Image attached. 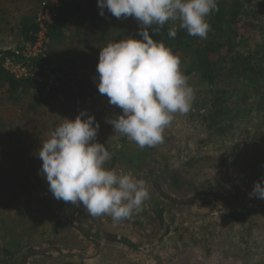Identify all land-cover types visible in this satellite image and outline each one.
I'll list each match as a JSON object with an SVG mask.
<instances>
[{"label":"rangeland","instance_id":"rangeland-1","mask_svg":"<svg viewBox=\"0 0 264 264\" xmlns=\"http://www.w3.org/2000/svg\"><path fill=\"white\" fill-rule=\"evenodd\" d=\"M58 1L0 0V49L28 55L42 52L40 55L46 56L52 67L71 75L67 85L70 92L56 100L36 101L30 97L20 104L0 103V118H5L13 129L9 147L0 148V264H23L30 250L49 246L95 253L94 245L70 226L75 206L56 200L48 182L39 174L41 143L64 119L74 120L84 110L99 124L96 141L104 144L111 154L105 168L125 169L129 164L131 168H126L129 173L125 170L124 173L135 176L136 168L153 166L163 190L176 199L188 200L215 192L237 203L232 171L247 139L264 132V87L259 89L256 84L263 86L264 77L256 82L252 77L226 78L210 86L199 75L188 74L190 59L180 56V71L194 90L191 109L186 114H174L173 121L164 130L163 143L140 148L115 132L113 125L107 122L122 115V109L111 105L108 97L99 93V74L87 44L71 37L62 45H53L43 37L32 46L19 36L24 16L34 14L38 20L48 19ZM242 1L248 12L257 14V26L248 48L238 51L255 53L257 64L264 71V0ZM104 11L105 19L96 37L136 38L140 23L135 18L118 19L107 9ZM247 19L246 16L241 24ZM88 34L93 36L89 29ZM37 78L49 80L42 76ZM217 94L225 95L226 116L219 125L210 126L204 119ZM219 128L223 129L219 131ZM133 157L137 159L131 160ZM261 177H264V143L257 139L242 164L240 177L245 201L239 211L252 213V222L246 224H236L229 216L232 209L214 198L183 206L157 196L161 201L158 206L163 205L161 209L165 211L163 229L153 239L142 238L134 231L131 219L148 221L143 212L150 209L151 194L148 204L135 212V216L132 213L119 222L108 215L93 217L82 205L79 222L94 226V231L101 233L104 239L99 264L103 260L104 264H156L163 256L168 264H264V200L249 198ZM141 228L149 232L146 223H142ZM108 236L115 241L107 240ZM97 262L94 259L87 264ZM28 264L86 263L59 255H44L30 257Z\"/></svg>","mask_w":264,"mask_h":264},{"label":"clouds","instance_id":"clouds-1","mask_svg":"<svg viewBox=\"0 0 264 264\" xmlns=\"http://www.w3.org/2000/svg\"><path fill=\"white\" fill-rule=\"evenodd\" d=\"M97 6L101 16L107 9L118 19L135 18L142 38L110 42L99 52L98 91L122 109V115L107 122L140 148L163 143L174 114L190 111L194 90L180 71L179 56L154 41L150 32L158 33L171 20L179 21L188 35L206 39L211 30L208 18L219 11L218 0H97ZM168 35L175 38L177 28ZM98 130L95 117L86 110L74 120L64 119L41 143L39 174L56 200L82 204L93 217L108 215L119 222L141 208L149 191L144 180L122 168L104 167L111 154L96 141ZM249 198L264 200V177L254 184Z\"/></svg>","mask_w":264,"mask_h":264},{"label":"trees","instance_id":"trees-1","mask_svg":"<svg viewBox=\"0 0 264 264\" xmlns=\"http://www.w3.org/2000/svg\"><path fill=\"white\" fill-rule=\"evenodd\" d=\"M218 7L219 11L211 14L208 18L211 30L206 39L188 35L185 29L179 28V21L167 22L159 29L158 33L150 32V35L154 41L163 42L175 55L188 57L190 69L187 73L199 75L207 85L212 86L226 78L252 77L253 81H260L261 77H264V71L257 64L255 53L238 51L239 48H248L256 30L257 14L248 12L246 4L242 0H230L229 3L225 0H218ZM99 11L97 0H59L57 6L52 10L50 20L43 23L44 27L36 15L24 16L19 26V36L25 44L32 46L38 43L42 32L53 45H62L73 37L79 42L87 44L97 69L100 50L108 43L118 42L120 39L108 36L96 37V31L105 19L99 14ZM246 16L249 20L247 19L244 24H241ZM173 27L177 28L175 38L168 35L169 30ZM88 29L92 31V37H89ZM138 30L135 39H142L138 35ZM8 60L24 65L31 74L36 76L48 79L54 75V83L49 84L47 80L44 81L40 78L37 80L31 76L17 78L5 67ZM50 63V60L44 55L27 57L21 51L0 49V89L2 91L0 103L6 101L10 104H20L30 97L36 101L56 100L60 95L68 94L70 89L67 85L71 75L61 68L52 67ZM256 84L259 89L264 87L260 83L256 82ZM36 101L35 104H37ZM225 116V95L217 94L212 99L211 109L204 122L210 126L219 125ZM220 129L223 128H219V131ZM12 132L13 129L10 128L8 121L1 117L0 148L9 147ZM126 141L127 139L124 138L123 142ZM261 141L264 143L263 140ZM123 157L125 156L121 155V158ZM136 159L131 158V160ZM117 161L116 158L115 163ZM164 213L163 209L159 211L162 220ZM229 216L236 224L252 222V213L248 211L232 209ZM176 230L178 231L179 228ZM107 238L115 241V239H110V236Z\"/></svg>","mask_w":264,"mask_h":264},{"label":"water","instance_id":"water-1","mask_svg":"<svg viewBox=\"0 0 264 264\" xmlns=\"http://www.w3.org/2000/svg\"><path fill=\"white\" fill-rule=\"evenodd\" d=\"M258 138H262L264 140V132H258L255 133L253 135H251L245 145L244 148L242 150V153L236 163V166L234 168V170H238L239 172L236 173L234 180H235V189L237 191L238 194V202L237 203H231L230 201H228V199L222 195L221 193H215V192H208V193H204L201 194L195 198L192 199H188V200H179L176 199L170 195H168L166 192H164L161 187L158 184L157 178H156V173H153L151 170H148L151 176V183H152V187L154 188V190L157 192V194L159 196H161L162 198L170 201L173 204L176 205H183V206H187V205H191L194 203H197L203 199H209V198H214L217 199L219 201H221L222 203H224L226 205V207H228L229 209H240L245 201V196L243 191L241 190L240 187V177H241V172H242V164L244 162V159L251 147V144ZM144 172L146 171H142L137 179H141L142 175L144 174ZM82 208V204L79 207H74L71 217H70V226L76 230L78 233H80L87 241L93 243L96 246V251L93 254H84L81 252H71V251H67L61 247L58 246H49V247H44V248H35L30 250L24 260H23V264H28L30 257L32 256H44V255H59L65 259H69V260H84V261H90V260H94L96 259L101 252V248H102V243L99 239H96L94 237H92L90 234H88V232L84 229V227L78 225L76 223V216L78 214V212L81 210Z\"/></svg>","mask_w":264,"mask_h":264},{"label":"flooded vegetation","instance_id":"flooded-vegetation-1","mask_svg":"<svg viewBox=\"0 0 264 264\" xmlns=\"http://www.w3.org/2000/svg\"><path fill=\"white\" fill-rule=\"evenodd\" d=\"M261 140H263L262 138H260ZM257 140V139H256ZM264 141V140H263ZM252 145H253V143L251 144V147H252ZM251 147H250V149H251ZM250 149H249V151H250ZM249 151H248V153H247V155H246V157L248 156V154H249ZM242 153V152H241ZM241 155V154H240ZM245 157V158H246ZM244 161H245V159H244ZM130 163V162H129ZM244 163V162H243ZM130 164H132V163H130ZM149 167V168H148ZM126 168H131V165H127V166H125V169H123V171L125 170V171H127L128 173H129V170H126ZM148 170H151L153 173H156V178H157V181H158V184H159V186L161 187V189L163 190V188H162V185H161V182H160V179H159V176L157 175V171L155 170V169H153V166H152V168L150 169V166H147V167H142V168H140V169H138V168H136V170H135V173H136V178L138 177V175L142 172V171H146V172H144V174L142 175V177H141V179L142 180H144L145 181V184H146V186H147V188H148V191H149V196H150V194L152 195V202L150 203V207H149V205H147L150 209L149 210H147V211H145V212H143V213H145L146 214V216L145 217H147L148 216V221H142L140 218H132L131 219V224H132V226L134 227V231L135 232H138V235H141L142 236V238H146V239H153V238H155L156 237V235L158 234V233H160L161 232V230L163 229V220L161 219V217L159 216V211L161 210V208H162V206L163 205H159L158 206V204H160L161 203V201L157 198V196H159L158 194H157V192L154 190V188L152 187V183H151V176H150V172L148 171ZM127 172H125V173H127ZM239 171L238 170H234L233 169V171H232V173H233V179H234V177H235V175H236V173H238ZM130 173H133V171L132 172H130ZM242 173V172H241ZM234 186H235V180H234ZM164 191V190H163ZM235 191H236V189H235ZM165 192V191H164ZM236 194H237V191H236ZM223 195V194H222ZM225 196V195H224ZM160 198H162L161 196H159ZM226 197V196H225ZM155 198V199H154ZM227 199H228V201H231L228 197H226ZM162 199H164V198H162ZM164 200H166V199H164ZM238 200H239V198H238V194H237V202H238ZM168 201V200H167ZM146 204H148L147 203V200L145 201V202H143V204H142V206L141 207H143L144 205L146 206ZM140 211V209L139 210H136V211H134L133 212V216H135L136 215V213L135 212H139ZM152 211V212H151ZM80 213L78 212V214H77V216H76V222H78L79 223V225L80 226H82V227H84V229L88 232V234H90L92 237H94V238H96V239H99L100 241H101V243H102V245H103V241H104V239L102 238V235H101V233H98V232H95L94 231V226L93 227H91L90 225H83V224H81L80 222H79V219H80ZM106 216V215H105ZM163 217H164V214H163ZM142 223H146L147 224V226H148V228H149V232L148 231H145V230H142V228H141V226H142ZM79 234V233H78ZM82 236V235H81ZM84 238V237H83ZM85 239V238H84ZM86 240V239H85ZM107 240H109V238H107ZM87 241V240H86ZM89 242V241H88ZM91 243V242H90ZM93 244V243H92ZM94 245V244H93ZM94 247H95V249H96V246L94 245Z\"/></svg>","mask_w":264,"mask_h":264},{"label":"built area","instance_id":"built-area-1","mask_svg":"<svg viewBox=\"0 0 264 264\" xmlns=\"http://www.w3.org/2000/svg\"><path fill=\"white\" fill-rule=\"evenodd\" d=\"M50 18H51V17H49L48 19H44L43 21H41V20L39 19L38 21L41 22V23H42V26L44 27V24H43V23L49 21ZM43 37H44V39L48 40L47 37L45 36V33L42 32V33L40 34V38H39L38 43L40 42V40H42L41 38H43ZM38 43H37V44H38ZM37 44H35V45H33V46H36ZM39 52H41V50H40ZM40 54H42V52H41V53H37V54H33V55H28V54H26V56H27V57H37V56H39ZM5 67H6L10 72H12L13 74H15L17 78H25V77H30V76H31V77H33V78H35V79L40 80L39 78H37L36 75L31 74V73L29 72L28 68H26L24 65H22V64H20V63H17V62H14V61H12V60H8V61L6 62V64H5ZM54 78H55V76L53 75V76L49 77V80H48V81H49L50 83H53Z\"/></svg>","mask_w":264,"mask_h":264},{"label":"crops","instance_id":"crops-1","mask_svg":"<svg viewBox=\"0 0 264 264\" xmlns=\"http://www.w3.org/2000/svg\"><path fill=\"white\" fill-rule=\"evenodd\" d=\"M138 253H140V252H138ZM100 256H101V255H100ZM100 256H98V257L95 259V262L98 261V259H99ZM157 256H158V255H157ZM145 257H149V255H148V256L146 255ZM156 258H158V257H156ZM164 258H166V257L163 256V260H161V262H157L156 264H158V263H159V264H160V263H162V264H168L167 261H164ZM55 260H56V259H55ZM87 262H90V261H85L86 264H87ZM106 262H108V261L106 260ZM106 262H105V263H106ZM148 263H150V262H148ZM96 264H99V263L97 262ZM101 264H104V260H103V262H102Z\"/></svg>","mask_w":264,"mask_h":264}]
</instances>
